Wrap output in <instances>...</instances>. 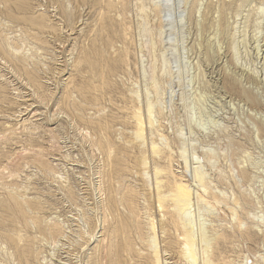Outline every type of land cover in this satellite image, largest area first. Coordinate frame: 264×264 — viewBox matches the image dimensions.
<instances>
[{"label": "rangeland", "instance_id": "374dc122", "mask_svg": "<svg viewBox=\"0 0 264 264\" xmlns=\"http://www.w3.org/2000/svg\"><path fill=\"white\" fill-rule=\"evenodd\" d=\"M0 264H264V0H0Z\"/></svg>", "mask_w": 264, "mask_h": 264}, {"label": "bare ground", "instance_id": "6f19581e", "mask_svg": "<svg viewBox=\"0 0 264 264\" xmlns=\"http://www.w3.org/2000/svg\"><path fill=\"white\" fill-rule=\"evenodd\" d=\"M140 119V118H139ZM138 123V122H137ZM178 186V185H177ZM177 189V188H176ZM178 194H177V198L176 200L178 199V202L182 205H187L188 202H189V192H188V188H186L185 185L181 184L179 185V188H178ZM177 193V192H176ZM170 196V195H169ZM159 197V196H158ZM178 205V204H177ZM30 213V212H29ZM179 223V222H178ZM183 227V226H182ZM184 229V228H183ZM187 229V228H186ZM187 232V231H186ZM36 235V234H35ZM183 236V235H182ZM187 236V235H186ZM49 238V237H48ZM187 238V237H186ZM184 239V238H183ZM188 242L190 240L187 239Z\"/></svg>", "mask_w": 264, "mask_h": 264}]
</instances>
